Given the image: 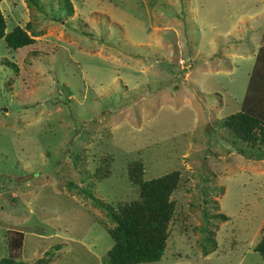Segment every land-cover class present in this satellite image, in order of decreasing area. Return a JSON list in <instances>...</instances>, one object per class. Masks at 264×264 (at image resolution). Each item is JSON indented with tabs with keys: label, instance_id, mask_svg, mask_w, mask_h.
I'll list each match as a JSON object with an SVG mask.
<instances>
[{
	"label": "rangeland",
	"instance_id": "obj_1",
	"mask_svg": "<svg viewBox=\"0 0 264 264\" xmlns=\"http://www.w3.org/2000/svg\"><path fill=\"white\" fill-rule=\"evenodd\" d=\"M69 1L0 2L5 32L33 38L0 37V264L14 231L15 264H108L96 199L137 198L138 161L144 179L179 172L163 255L138 264H264V158L222 125L264 45V0Z\"/></svg>",
	"mask_w": 264,
	"mask_h": 264
},
{
	"label": "trees",
	"instance_id": "obj_2",
	"mask_svg": "<svg viewBox=\"0 0 264 264\" xmlns=\"http://www.w3.org/2000/svg\"><path fill=\"white\" fill-rule=\"evenodd\" d=\"M66 3L70 10V1L66 0ZM5 28L6 21L0 9V37L4 38L6 44L19 48L33 42V38L20 26L16 25L9 32H5ZM222 125L251 148L258 145V150L254 151L256 154L253 152L249 156L264 158V45L255 56L240 109L226 116ZM241 153L244 154L243 149ZM127 174L128 179L138 187L137 198L120 204L116 209L95 198L97 203L105 206L113 223L106 228L113 244L106 252L105 261L108 264L158 261L168 237V223L174 211V201L170 195L177 187L179 172L175 170L144 179L143 166L138 161L129 166ZM217 216L223 220L227 218L225 214ZM22 236L20 231L8 236V257H3L1 263L15 264ZM254 250L264 258V236Z\"/></svg>",
	"mask_w": 264,
	"mask_h": 264
}]
</instances>
